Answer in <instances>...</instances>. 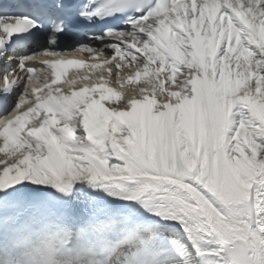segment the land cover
Masks as SVG:
<instances>
[{"label":"snow or ice","instance_id":"6c2138e0","mask_svg":"<svg viewBox=\"0 0 264 264\" xmlns=\"http://www.w3.org/2000/svg\"><path fill=\"white\" fill-rule=\"evenodd\" d=\"M0 264H264V0H0Z\"/></svg>","mask_w":264,"mask_h":264},{"label":"bare ground","instance_id":"6f19581e","mask_svg":"<svg viewBox=\"0 0 264 264\" xmlns=\"http://www.w3.org/2000/svg\"><path fill=\"white\" fill-rule=\"evenodd\" d=\"M82 82H83V81H81V80H79V79L77 80V84H80V83H82ZM91 82H92L91 80L88 81V83H91ZM57 86H61V87H62L63 85H60V84H59V85H57ZM54 87H55V86H54ZM130 87H132L131 84H126V85H125V88H126V89H128V88H130Z\"/></svg>","mask_w":264,"mask_h":264}]
</instances>
